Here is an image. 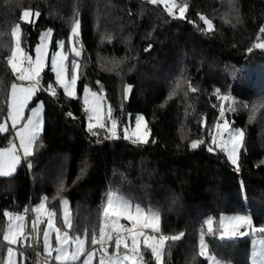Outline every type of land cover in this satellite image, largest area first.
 Returning a JSON list of instances; mask_svg holds the SVG:
<instances>
[{
    "label": "trees",
    "instance_id": "16d2710c",
    "mask_svg": "<svg viewBox=\"0 0 264 264\" xmlns=\"http://www.w3.org/2000/svg\"><path fill=\"white\" fill-rule=\"evenodd\" d=\"M176 2L179 17L180 7L187 6L184 18L169 16L164 5L150 0H0V123L14 81L7 65L11 29L25 10L40 13L31 25L22 24V45L32 55L42 31L53 29L55 49L80 20L79 95L88 85L104 96L118 121L116 137L107 138L106 127L92 136L80 97H68L47 68L43 80L56 95L42 90L34 99L44 105L43 133L33 155L13 175L0 177V264L10 246L3 241L4 212L31 210L47 197L49 209L60 218V201L67 199L70 234L90 239L93 233L98 236L110 191L158 211L163 234L184 233L168 241L164 264H188L190 254L192 262L208 264L200 255L201 233L208 253L220 264H252L249 241L220 239L218 230L207 236L204 222L246 214L255 226H264V49L255 47L264 43V0ZM201 16L212 21L211 31ZM128 86L132 89L125 100ZM217 90L229 92L242 105L228 114L233 128L245 132L239 170L219 149L207 151L209 133H216ZM139 114L150 133L147 144L123 138ZM12 139V129L0 133V147ZM192 140L204 143L192 149ZM26 216L25 234L31 236L20 238L17 248L24 264H44L46 222L34 240L32 212ZM106 246L113 251L114 239ZM90 247L102 251L99 245ZM143 252L145 264H157L148 249Z\"/></svg>",
    "mask_w": 264,
    "mask_h": 264
},
{
    "label": "snow or ice",
    "instance_id": "6c2138e0",
    "mask_svg": "<svg viewBox=\"0 0 264 264\" xmlns=\"http://www.w3.org/2000/svg\"><path fill=\"white\" fill-rule=\"evenodd\" d=\"M153 5L164 3L166 11L169 16H173V9L175 7L174 2L170 3L169 0H150ZM186 7H180V17L184 18ZM30 10H25L19 17L20 23H17L15 27L11 29V37L13 40V47L11 48V54L7 56V65L10 67L12 73H18L16 79L18 81H29L28 86L24 84H11L10 103L7 105V116L11 120V129L15 130V137L18 138L19 144L9 140L7 146L0 147V176H10L16 169L17 165L22 159H26L33 155V146L37 144L38 138L42 130L41 110L43 108V102L35 108H31V115L24 116L25 109L29 106L36 94L38 87L41 83L39 77L45 68V62L48 56L46 51V44L49 38L53 36L51 30H46L39 36L40 43L35 47V59L33 60L25 49L22 47L23 29L22 24L31 25L33 21L30 19ZM39 11L35 12V17L39 18ZM201 20L207 25L209 31L213 29L211 20L201 16ZM79 21H77L71 28L72 38V52L75 57H79L81 52L75 48L76 38L79 36ZM264 32V28L260 29ZM61 51L55 53L51 57V71L55 74V83L59 85L64 93L68 97H73L76 94V85L79 79L76 74V69L79 67L78 63L73 60L71 63V71L66 63L68 56L65 55L63 49L65 48V41L61 40L56 45ZM258 49H264V43L255 45ZM246 51L251 52L252 48ZM70 75V80L65 77ZM52 96L56 95L55 89L51 84L48 86ZM43 90V89H40ZM131 91V86L125 89V96ZM195 92V89H192ZM84 93V108L85 114L88 115V131L92 136L99 135L95 129H104L105 123L101 120L100 114V102L97 99V93L91 91L88 85L83 87ZM218 98L223 101H229L232 98L228 95H220L217 90ZM91 97V100H90ZM233 112L235 108L231 109ZM219 118L222 120L225 117V110L223 104L219 110ZM68 116L71 117L72 113L69 112ZM108 119L111 120L110 137H116L118 121L112 115V110L109 108L107 113ZM21 123L22 121H25ZM145 118L141 115L136 118L135 130H124L123 138L131 140L136 144L149 143V130L144 123ZM92 121H95L93 123ZM19 125V128L17 126ZM143 128V131H142ZM216 133L211 136V145L208 146L207 151L214 152L219 149L220 152H225L227 160L235 165L239 170L238 164V152L242 147V141L244 137L243 130L230 129V125L227 121L223 124H215ZM9 129L4 123H0V133H8ZM204 143L202 140H192L190 147L196 149L200 144ZM22 150V155H21ZM31 167V165H29ZM60 191H63V185L60 187ZM106 206L103 207V220L97 234L93 233L90 237V243L93 246L99 245L102 249L99 264H122L123 261H128L130 264H138L137 257L140 255V238L143 237V245L145 248L150 249L154 255L157 264H162L163 249L165 242L168 240L176 241L183 237L184 233H180L179 236H167L160 235L156 238L153 235H149L145 229H151L153 233L159 232V221L161 219L158 211H153L149 208L147 211L141 204H133V201L123 196L117 195L116 192L110 191L107 196ZM47 197L44 198L38 206L34 209H25L24 214H12L11 212H4L3 215L9 221L7 231L3 234V241L8 245H16L18 239L23 237L24 240H29L31 233L25 234L26 227V215L29 211H33L35 220L33 221L32 233H39V225L44 223L42 216H47V229L43 231V250L48 256L54 259L58 264H76L82 256L86 258L83 264H92L94 252H88L86 250V239H81L79 235L71 237L69 231L73 230V224L70 219L68 200L61 199L60 203L64 206L63 224L68 230L62 231L60 227H57L53 223V218L56 216L55 210L46 208ZM114 217H116L114 219ZM122 217L125 220L131 221V227L125 228L120 223L119 218ZM207 226V232L209 235H215L214 220L212 217L207 218L204 222ZM220 224V239L227 237H236L237 235L243 237L247 235H257L264 233V226H254L253 220L250 215H234V216H221L219 218ZM123 229V231H122ZM243 229V231H242ZM55 232V247L51 244V234ZM113 234H115L113 236ZM131 239L130 252L132 255L125 254L122 260L119 257L108 256V248L105 246L109 242L113 241L116 249H120L123 246L125 249H129L128 239ZM34 239V238H33ZM200 255L205 256L208 247L205 244V237L203 233L200 235ZM74 245V247H72ZM260 246V251L256 250V246ZM31 246V244H29ZM55 252V256L52 257V253ZM14 255L13 247H7V261L6 264H14L12 259ZM252 264H264V238L258 241H253L252 250ZM212 261V264H220V261L214 256L207 257Z\"/></svg>",
    "mask_w": 264,
    "mask_h": 264
},
{
    "label": "rangeland",
    "instance_id": "374dc122",
    "mask_svg": "<svg viewBox=\"0 0 264 264\" xmlns=\"http://www.w3.org/2000/svg\"><path fill=\"white\" fill-rule=\"evenodd\" d=\"M169 2H170V3H173V2H174L175 7L177 6V2H176V0H169ZM161 4L164 5V3H161ZM164 6H165V5H164ZM175 7H174L173 11H175ZM30 12H31L30 19H31V20L36 19V17H35V13L32 12L31 10H30ZM179 13H180V12H179ZM77 21H79V29H78V31H79V36H80L81 23H80V20H77ZM77 21H76V22H77ZM76 22H75V23H76ZM75 23H74V24H75ZM74 24H73V25H74ZM71 28H72V27H71ZM46 30H51L52 33L54 34L53 29L48 28V29H46ZM46 30H44V31H46ZM44 31H42V32H44ZM79 36L76 38V43H75V45H74L75 48H76L78 51L81 52V55H80L79 57H75L74 53L72 52L73 44H72V38H71V29H70V32H69V36H68V38L60 39V40L57 41V43H58L59 41H61V40L65 41V48L63 49V51H64L65 55L68 56V61H66V63H67L68 66H69V71H71V63H72L73 60H75V61L78 63V65H79V67L76 69V74H77L78 77H79V79H78V81H77V85H76V94H75L73 97H70V98H77V97H80V99H81V101H82V103H83V105H84V93L80 96V95H79V92H78V82H79L80 77H81V64H80V58L82 57V47L78 44V38H79ZM52 40H53V36H52L51 38H49L47 41H45V44H46V51H47V53H48V56H47V59H46V62H45V68H44L43 72L40 74V77H39L41 83H40V85H39V87H38V90H37L36 94H37L38 92L42 91V90H40V89L46 90L47 92L51 93V91H49V88H47V86H46L45 83H44L43 75H44V73L46 72V70H47L48 67H50V70H51V57H52V55L55 54V53H57V52H59V51H61V49H59L57 46H56L55 49H52ZM39 43H40V40H39ZM39 43H38V44H39ZM38 44H37V45H38ZM37 45H36V46H37ZM56 45H57V44H56ZM36 46H35V47H36ZM22 47H23V45H22ZM25 51H26V50H25ZM26 52H27V51H26ZM27 53H28L30 56H32L33 60L35 59V55H36V54H35V49H34V54H33V55H32L31 53H29V52H27ZM199 56H201V55H199ZM10 70H11V69H10ZM11 73H12V71H11ZM52 73H53V72H52ZM53 74H54V73H53ZM12 75L14 76V81H13V83H17V84H21V83H22V84H24V86H28V85H29V83H30L29 81H23V82H21V81H18V80L16 79V76L18 75V73H12ZM54 77H55V74H54ZM65 78L70 80V75H67ZM58 86H59V85H58ZM128 87H129V86H128ZM128 87H126V88H128ZM131 89H132V87H131ZM93 92H94V91H93ZM130 92H131V91H130ZM130 92H128L127 96H125V100L128 99ZM10 93H11V86H10V89H9V95H8V103H7V105L10 103ZM36 94L34 95L33 99H32L31 101H29V106H28V108L25 109V112H24V116H25V117L30 116V115H31V111H30V109H31V108H35V107H37V106L39 105V103L41 102V101H38V102H35V103H34V99H35ZM219 94H220L221 96H222V95H228V96H230L232 99L229 100V101H223V100H220L221 102H220V105H219V107H218V110H220V107H221V105L223 104V106H224V110H225V117L221 120V119L219 118V115H218L217 118H216L217 123H221V124H223L225 121H227V122L229 123V125H230V129H240V128H233V122L230 121L228 114H229L230 112H232V110H231L232 108H235L236 110H242V105L239 104V103L237 102V100H235V99L229 94V92H225V93H224V91H223L222 93H219ZM97 99H98L99 102H100V114H101V120H102V122L105 123L106 128L108 129V132H109V134H110L111 120L108 119V116H107V113H108V110H109L110 106L106 103L105 98H104L103 95L97 93ZM90 100H91V97H90ZM236 103H238V105H236ZM85 107H86V106L84 105V108H85ZM112 115H113V113H112ZM138 116H141V114H139ZM138 116H137V117H138ZM142 116H143V115H142ZM87 117H88V115H87ZM113 117H114V116H113ZM137 117H136V118H137ZM143 117H144V116H143ZM40 118H41V120L43 121V123H42V130H41V133H40V137H41V135H42V133H43V130H44V105H43V108H42V110H41V116H40ZM114 118H115V117H114ZM24 122H26V120H25V121H22L21 123H24ZM92 122L95 123V121H92ZM135 122H136V119H135ZM135 122H134V125H133V126H130V127L128 128L129 133H130L131 131H134V130H135ZM2 123H4L5 126H6L8 129H11V120H10V118H9L7 115H6V118L4 119V121H3ZM88 123H89V120H88ZM144 123L147 125L146 120H144ZM182 123H183V122H182ZM17 128H19V125L17 126ZM87 128H88V124H87ZM213 128H214V126H213ZM240 130H243V129H240ZM117 131H118V128H117ZM142 131H143V128H142ZM12 132H13V139H12V141H14V142L18 145V144H19V140H18V138L15 137V130L12 129ZM243 132H244V130H243ZM183 133H184V131H183ZM40 137L38 138V140L40 139ZM149 138H150V133H149V137H148V139H149ZM244 138H245V132H244V137H243V141H242V147H243V144H244ZM242 147L240 148V150H239V152H238V164H239V161H240V151H241ZM34 148H35V145L33 146V152H34ZM224 154L226 155L225 152H224ZM21 155H22V150H21ZM226 157H227V155H226ZM27 159H28V158H26V160H27ZM23 160H24V159H22L20 163H22ZM229 162H230V161H229ZM20 163H19V164H20ZM19 164L17 165L15 171H14L11 175H13V174L16 172V170H17ZM230 164H231V162H230ZM231 165H232V164H231ZM233 166H235V165H233ZM11 175H10V176H11ZM0 177H9V176H0ZM41 202H42V201H40V203H41ZM40 203L36 204V205L34 206V208H35L36 206H38ZM106 203H107V201H106ZM106 203H105V206H106ZM67 207H68V209H69V215H70V219H71V222H72V213H71V209H70V204H68ZM46 208L49 209L47 203H46ZM146 211H147V210H146ZM153 211H154V210H153ZM7 212H11V211H7ZM11 213H12V214H21V215H23L22 212H11ZM63 213H64V206L61 204L60 218H57L56 216L53 218V223H54L57 227H60L62 231H64V230H68V229L66 228V226L63 224ZM35 215H36V214H35ZM234 215H246V214H230V215H222V216L229 217V216H234ZM42 218H47L46 214H45L44 216H42ZM115 218H116V217H114V219H115ZM119 220H120V223H121L122 225H124V223H126V222H129V223L131 224V221L125 220V219L122 218V217H120ZM6 222H7V225H6L5 232L7 231V227H8V223H9V221L7 220V218H6ZM25 222H26V227H25L24 232H26V230L28 229V225H29V223H28V219H27V216H26V221H25ZM254 226H255V225H254ZM30 227H31V228L33 227V222H32V221L30 222ZM159 227H160V231H159V232H155V233H153V232L151 231V229H145V231H146L149 235H153V236H155L156 238H159L160 235H165V234L162 233V230H161V223H160V221H159ZM213 227H214V231H217V230L219 231V237H220V224H219V219L216 220V221H214V225H213ZM256 227H258V226H256ZM45 229H47V222H46V225H45L43 231H44ZM122 230H123V229H122ZM206 230H207V226H206ZM43 231H42V236H41V240H42V248H43ZM242 231H243V229H242ZM263 234H264V233H262V234H257V235H247V236H243V237H241V236H239V235H237L236 237H227V236H226L224 239H240V240H245L246 242L249 241V242H250V246H251V250H250V252L252 253V250H253V241H254V240H255V241H258V240H260L261 238H264V235H263ZM55 235H56L55 232H52V234H51V238H50V239H51L52 247H55ZM69 235H70L71 237H74V236H72V235L70 234V231H69ZM206 235L208 236V232H206ZM171 236H178V234H176V235L172 234V235H170L169 237H171ZM21 238H22V237H21ZM80 238H81V239H86V238H87V239H86V250H87L88 252H94L92 264H99V260H100V256H101V252H102V251H99V250H97L96 248H95V249H93V248H91V247L89 248L90 239H89L87 236H80ZM180 239H181V238H180ZM129 240H131L130 237H129ZM168 241H172V240L170 239V240H168ZM168 241H166V242H165V245H164L162 264L165 263V251H166V247H167L166 245H167ZM127 242H128V241H127ZM18 244H19V239H18V242H17L16 245H10L11 247H13V250H14V255H13L12 259H13V261H14V264H24V255L21 254V253L19 252V249L17 248V247H18ZM128 244H129V249H125L123 246H121L120 249H116V248H114L113 251H111V252L108 251V256H110V257H119V258L122 260V258H123V256H124L125 254L132 255V253L130 252L131 241H129ZM205 244L207 245L206 241H205ZM72 247H74V245H73ZM207 247H208V245H207ZM98 249H100V246L98 247ZM140 249H141V251H140V255H139V257H137L138 264H145V262H144V256H143V253H144V252H143V251L146 250L147 248H145L144 245H143V237L140 238ZM121 250H122V251H121ZM148 250H149V252L151 253V250H150V249H148ZM256 250H257L258 252L260 251V246H259V245L256 246ZM251 253H250V254H251ZM43 254H44V256H45L44 264H58V262H56L54 259L50 258V257L48 256V254L44 252V250H43ZM55 255H56L55 252H53V253H52V257H54ZM151 255H152L153 260H155V262L157 263V261H156L154 255H153L152 253H151ZM209 256H211V255H210V254L208 253V251H207L206 255L203 256V258L208 262V264H212V261H211L210 259L207 258V257H209ZM7 258H8V257H7V254H6V257H5V260H4V263H3V264H6ZM85 258H86L85 256H82V257L80 258V260L76 262V264H83V261H84ZM188 258L190 259V262H188V264H196V262H192V260L194 259V257H193L192 254H190ZM249 260H250L251 263H252V255L249 256ZM122 264H130V262H128V261H123Z\"/></svg>",
    "mask_w": 264,
    "mask_h": 264
},
{
    "label": "built area",
    "instance_id": "2783aa9c",
    "mask_svg": "<svg viewBox=\"0 0 264 264\" xmlns=\"http://www.w3.org/2000/svg\"><path fill=\"white\" fill-rule=\"evenodd\" d=\"M178 17H179L178 12L173 11V18L178 19ZM130 141H131V140H130ZM29 165H30V163H27L26 166H27L28 168H30ZM41 201H44V197L41 198ZM32 209H34V207H33ZM31 212H32V222H33V221L35 220V213H34L33 211H31ZM22 213L24 214V210L22 211ZM42 219L44 220V223L47 222V218H42ZM44 223H43V224H44ZM43 224L39 225V228H40ZM124 226H125V228H130L132 225H131V224H128V223H124ZM122 231H123V230H122ZM32 234H33L34 240H36L37 237H38V233H32Z\"/></svg>",
    "mask_w": 264,
    "mask_h": 264
},
{
    "label": "crops",
    "instance_id": "0c3cea01",
    "mask_svg": "<svg viewBox=\"0 0 264 264\" xmlns=\"http://www.w3.org/2000/svg\"><path fill=\"white\" fill-rule=\"evenodd\" d=\"M129 241H131V240L128 239V242H129ZM105 246H106V245H105ZM106 247H107V246H106Z\"/></svg>",
    "mask_w": 264,
    "mask_h": 264
},
{
    "label": "water",
    "instance_id": "95a60500",
    "mask_svg": "<svg viewBox=\"0 0 264 264\" xmlns=\"http://www.w3.org/2000/svg\"><path fill=\"white\" fill-rule=\"evenodd\" d=\"M201 145V144H200Z\"/></svg>",
    "mask_w": 264,
    "mask_h": 264
}]
</instances>
